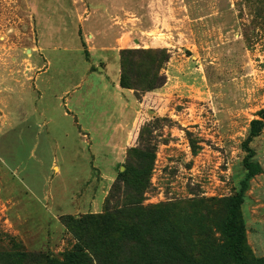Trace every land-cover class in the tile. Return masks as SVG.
<instances>
[{
  "label": "rangeland",
  "instance_id": "obj_1",
  "mask_svg": "<svg viewBox=\"0 0 264 264\" xmlns=\"http://www.w3.org/2000/svg\"><path fill=\"white\" fill-rule=\"evenodd\" d=\"M110 43L145 53L133 73L140 99L128 89L135 104L127 109L114 59L91 61L90 48ZM87 64L100 73L89 76ZM261 110L264 0H0V264H64L68 254L74 264H107L85 246L97 245L96 234L65 223L121 209L120 176L129 165L144 169L140 152L155 156L142 205L198 198L172 212L209 209L205 223L220 244L223 200L239 190L243 144ZM119 112L128 116L126 140L115 147L106 144L108 122ZM249 147L260 173L241 212L256 260L264 259V126ZM177 245L201 251L197 241Z\"/></svg>",
  "mask_w": 264,
  "mask_h": 264
},
{
  "label": "trees",
  "instance_id": "obj_2",
  "mask_svg": "<svg viewBox=\"0 0 264 264\" xmlns=\"http://www.w3.org/2000/svg\"><path fill=\"white\" fill-rule=\"evenodd\" d=\"M143 54L145 53L130 50L119 51V87L134 90L138 100L141 94H138L140 89L134 83L133 73L136 61ZM157 55L160 56L161 53ZM162 56L163 63L168 62L169 55ZM164 83L165 81L153 87L147 86L141 91H152ZM258 116L260 120L251 121L248 138L243 144L246 155L242 166L246 172L239 183V190L223 200L225 216L217 231L220 244H216L214 234L205 223L210 219L209 209L202 208L199 212L188 214L193 200L198 198L188 199L187 202L142 205L155 160L154 153L147 152L138 153L141 164H146L144 169L129 165L120 176L124 199L121 209H105L102 214L85 215L81 221L69 217L66 226L74 223L83 233L96 234L97 245L87 242L85 246L90 249L95 261H100L97 257L99 255L104 258L107 256V264H210L207 261H214L216 264L219 259H226L233 264H264V259L253 260L251 256L241 212L248 182L260 173V167L252 160L254 154L249 147V143L260 135L264 126V110L259 111ZM198 149L191 151L195 154ZM189 202H192L190 210L185 211L182 216H175L172 209L183 203L189 205ZM186 240L197 241L201 247L198 256L185 253L177 245ZM75 259L73 254L65 255L64 264H74Z\"/></svg>",
  "mask_w": 264,
  "mask_h": 264
},
{
  "label": "crops",
  "instance_id": "obj_3",
  "mask_svg": "<svg viewBox=\"0 0 264 264\" xmlns=\"http://www.w3.org/2000/svg\"><path fill=\"white\" fill-rule=\"evenodd\" d=\"M103 4H106V3L103 2ZM90 37H91V40H92V38L94 36L90 35ZM45 38L47 39V37H45ZM47 40H53V38L48 37ZM110 44H111L110 47L109 46H107V47H102V46L101 47H95L94 46V47L90 48L91 51L93 50L94 53L96 54V56H98V58L96 60H91V61L92 62H94V61L95 62H98L99 60H105L106 62H109V59L110 58L114 59L113 62H115L114 64H115V70H116V72H115L116 84H115L114 87H115V89H116V91H117L118 94L120 92L123 93V91H126L128 93V98L129 99H126V100L124 99L123 100L124 101V103H123L124 105L122 106L125 109H127L128 108V104L130 103V100H131V104L132 105L135 104L134 103L135 100L133 98V95L130 93V91L123 90V89H121L119 87V83H118L119 82V48L115 47L113 43H110ZM59 45L62 46V47H64L63 46V43H60V44L58 43L57 44L56 42H53V43L50 42V46L53 47V48H55V47H57ZM40 49L42 51H45V48L44 49L40 48ZM91 66H93V65L92 64L91 65L90 64L89 65L87 64V68L89 70V72H88L89 73V76L92 75L93 73H100L98 71L100 69V67L97 66L96 67V72H95V71H92L90 69ZM46 68L38 74V77L46 71ZM111 68H113V64L109 65L107 63V65L104 66V68H103V72H101V73L104 74L105 77H107V69H109L110 71L113 72V69H111ZM120 96L121 95L118 96L119 97V100L121 98H123V96L122 97H120ZM59 100H61V99H59ZM71 103H72L71 100H68L67 103L64 104V106H65V108H66V110H67L68 113L73 114V110L75 109L74 108L75 106L72 105V107H71V105H70ZM119 113L120 114H119L118 118L115 120V124L114 123H111L110 124V122H108V127H110V129H112V134L111 135L113 136V138H110L108 140V142H106V144H108V145H114L115 147H120V145H122L125 142V140H126V139H124V137L126 135V131H127V129H126L127 125H126L125 122L127 121L128 116H127L126 113H123V112H119ZM63 116H68V114H65L64 113ZM74 120H76V118ZM108 120H110V119H108ZM81 127L82 126L79 125V130L80 131H85V129H83V128L81 129ZM114 151H116V148L114 149Z\"/></svg>",
  "mask_w": 264,
  "mask_h": 264
}]
</instances>
